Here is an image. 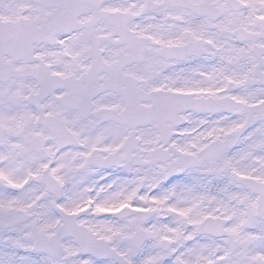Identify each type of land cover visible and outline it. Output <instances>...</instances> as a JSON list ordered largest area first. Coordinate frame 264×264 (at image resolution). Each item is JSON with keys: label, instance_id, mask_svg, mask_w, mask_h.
I'll return each instance as SVG.
<instances>
[{"label": "snow or ice", "instance_id": "6c2138e0", "mask_svg": "<svg viewBox=\"0 0 264 264\" xmlns=\"http://www.w3.org/2000/svg\"><path fill=\"white\" fill-rule=\"evenodd\" d=\"M0 264H264V0H0Z\"/></svg>", "mask_w": 264, "mask_h": 264}]
</instances>
